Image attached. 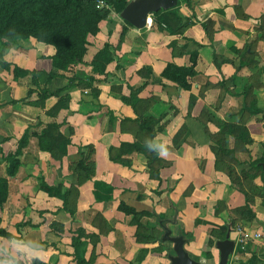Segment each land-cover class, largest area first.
<instances>
[{
  "label": "rangeland",
  "instance_id": "374dc122",
  "mask_svg": "<svg viewBox=\"0 0 264 264\" xmlns=\"http://www.w3.org/2000/svg\"><path fill=\"white\" fill-rule=\"evenodd\" d=\"M99 1L91 2L74 28L65 33L60 52L50 41L41 42L30 36L25 29L16 33L8 29L0 38V231L13 236L6 238L0 234V264H79V258L89 264H172L170 259L175 257L174 245L164 241L166 230L172 232V237H183L188 243H194L195 238L186 234L187 224L180 222L177 213L173 217L175 207L171 202L168 207L163 206L165 213L158 212L163 205L162 170L169 162L158 155L149 159L145 153H150L145 146L150 139L160 141L166 137L169 123L171 129L168 136L174 145H186L185 151L191 158L215 157L214 185L220 188L229 184L236 192V197L231 198L229 203L222 200L220 189L219 196L215 198L218 201L211 202L209 197L202 201L208 213L212 205L218 215L223 211L234 215V219L231 218L224 228L235 227L236 222L240 221L237 216L240 210L249 200L255 201L257 187L251 192L250 188L254 185H248L244 175L251 169L246 158L248 156L252 159L251 147L255 142L247 129L246 118L242 117V102L237 101L235 113H226L227 110L223 112L228 93L225 84L198 71L202 46L190 39H185L181 48L177 42L170 45L176 55H186L189 64H169L167 68L170 71L164 73L166 68L161 76L183 92L190 93L196 87L198 95H190L187 110L172 105L168 107V102L161 101L159 97L148 100L139 97L151 83L156 86L161 81L153 78L152 70L146 67L138 72L142 80L137 86L126 84V95H122L123 87L117 84L109 88L116 96L122 95L121 101L133 110V118L115 116L110 108H102L98 104L100 109H106L109 125L118 123L121 132L125 131L134 138L132 143L111 146V161L119 164L124 161L123 156L132 153L139 154L147 161L148 177L154 183L151 195L153 211L137 210L121 202L120 197H117L119 191L115 194L111 185L94 181L97 163L93 144L76 148V154L70 156L76 128L68 123L64 113H68L72 105L81 106V102L85 101L81 92L84 94L88 91L96 101L102 92L103 84L99 83L108 80L114 66L117 70L121 68L126 49L129 50L133 44L134 50H137V37L132 34L134 28L121 18L122 10L109 6L99 9ZM131 1L128 0V4ZM224 1L179 0V6L162 17L152 15L149 26L142 33L147 34L145 32L148 30L154 34L169 35L168 31L175 30L179 24L173 12H182L190 16L191 21L195 19L196 23L201 24L211 46L216 40L229 49L228 54L215 52L214 63L215 60L220 63L227 60L237 67L241 76L242 47L247 34L250 35L247 30L254 27L247 28V15L242 0ZM226 12L229 14L227 20L220 14ZM261 21L260 29L264 31V18ZM255 25L257 31L259 25ZM220 33L222 37H215ZM55 34L56 31L52 30L50 37ZM69 45L75 46L76 54L81 59L78 65L70 63L67 50ZM101 53H107L109 62L104 63V74H95L93 63ZM176 68L188 69V72L181 73ZM92 82L93 89L85 88L84 83ZM181 82L186 83L183 85ZM67 87L71 88L64 90ZM62 90L64 92H60ZM213 90L219 91V97L215 105H210ZM240 91L241 86L235 85L233 93ZM56 93L58 95L54 96ZM165 93L171 95L174 91L169 88ZM46 94L53 97L43 100ZM238 97L240 99L241 95ZM197 104L199 108L196 116L192 117ZM155 107L156 110L163 109L161 115L151 113ZM218 111L224 115L219 116ZM179 114H182V121L177 126L174 122ZM192 118L196 122V129L192 123L191 126L188 124ZM51 124L58 128H48ZM112 130L109 127V131ZM248 136L249 145L246 143ZM80 162H84L85 166H81ZM87 165L90 171L85 169ZM120 165L131 168L129 163ZM12 166H16V169L11 175L9 171ZM199 168L204 171L206 164L200 161ZM89 182L95 187V200L90 205L83 199L81 191ZM209 185L206 186L212 190L214 185ZM247 188L251 194L249 200ZM192 192L193 186L190 185L184 192V202ZM85 193L90 194L89 191ZM242 194L245 197L244 204L241 202ZM259 194H262L261 191ZM65 202L70 213L59 212ZM122 204L135 213L120 209ZM194 205L199 209L197 203ZM194 217L195 212L192 211L189 222L199 224L192 221ZM207 220H210L209 217ZM162 221L166 223L164 226ZM216 232L209 230L213 238L207 242V250L218 251L217 242L221 239ZM21 241L38 244L44 249L41 259L28 260L25 255L14 250L13 244ZM208 253L204 257L209 256ZM217 257L219 264V251Z\"/></svg>",
  "mask_w": 264,
  "mask_h": 264
},
{
  "label": "crops",
  "instance_id": "0c3cea01",
  "mask_svg": "<svg viewBox=\"0 0 264 264\" xmlns=\"http://www.w3.org/2000/svg\"><path fill=\"white\" fill-rule=\"evenodd\" d=\"M221 1L223 2L224 0ZM242 2L244 4L243 9L246 11L245 14L247 15V28L249 29L251 26L254 28L252 30H247L250 35L247 34L244 40L245 44H243L242 47L243 61L241 76H239L237 67L231 63L222 65L220 69L216 66L213 60L214 53L216 52L220 55L228 54L230 52L229 49H227L226 46H222L216 40L215 44L211 46L201 24L196 23L195 19L191 21L190 16L184 15L181 12L179 14L185 19L186 23H184L185 30L183 35L171 36L166 34H154L150 33L148 30L145 32L147 34H143L142 32L144 30L139 31L134 28L132 34L137 37V50H134L135 47L133 44L130 45L129 50L126 49L125 57L120 64L121 68L117 70L114 66V71L109 75L108 80L99 83L103 84V86H101L102 92L98 95V99L95 101L91 98L88 91H85L84 94L81 92V97L85 99L84 102H81V106L78 104L75 106L72 105L70 111L64 113V117H67L68 123L76 128V135L73 137L74 148L70 149V156L76 154V148L93 144L96 151L95 156L97 163V173L94 181H102L111 185L115 189V194L119 191V196L117 195V197H120L121 202L137 210L153 211L151 195H153L152 187L154 183L149 180L148 177L149 173L146 168L147 161L139 154L132 153L130 155H125L122 157L124 161L119 164L111 161L109 148L111 146H118L121 143H132L134 138L125 131L121 132L118 123L115 122L113 125H109V122L106 120V109H100L98 104H100L102 108H110L115 116H134L133 110L122 103L121 96L128 93L126 91V84L137 86L141 82L142 78L138 72L146 67V69L152 70L153 78L161 81L159 84L157 83L158 85L156 86L151 83L147 89L139 94V97L144 100L159 97L158 99L161 101L168 102V107L172 105L178 109L182 107V110H187L190 95H198L196 87H194L190 93L183 92L177 90L173 83L161 77L169 64L173 63L180 66L189 64L186 55L178 56L175 50L173 51L170 45L174 42H177L178 47L181 48L185 43V39H190L202 46L199 51L200 58L197 69L200 73L206 74L207 77L216 79L220 83L225 84L228 93L225 96L226 102L224 103L223 112L227 110L226 113H235L237 111V101L241 100L242 102V117L243 119L246 118L247 129L255 142L251 147L253 148L252 159L248 156L246 158L248 160L247 165H250L252 161L256 162L264 159V31L260 29V23L262 22L261 17L264 15V0H242ZM224 3V5H226L225 1ZM220 14L227 20L229 15L227 12L226 14ZM255 24L259 25L257 31L255 30ZM215 37H222V33L216 34ZM112 84L123 87V94L121 96H116V94L111 93V89L109 90V88ZM235 85L241 86V91L239 93L236 92V94L241 95L240 99L238 95L236 96V94L233 93ZM169 88H172L174 93L166 95L165 91ZM75 91L76 90L73 92ZM211 95L213 96L209 101L210 105L217 102L219 91L213 90L211 91ZM54 100H50L49 102ZM49 102L47 104L51 105ZM161 104L164 106V103ZM246 105L248 109L245 110L244 106ZM156 107L151 110V113L161 115L163 109L156 110ZM198 108L199 104L193 109L191 114L192 117L196 116ZM217 113L219 116L224 115L219 111ZM181 117L182 114H179L174 125H179L182 121ZM191 123L194 129H196V122L193 118L189 119V126H191ZM109 127L113 128L112 132L109 131ZM170 129L171 125L169 123L166 137L160 140L167 146L168 154L166 157H163V159L168 161L169 165L162 170L164 180L161 187L163 205L162 209L158 212L165 213L166 209H164L163 206L167 205L168 207L170 202L173 204L175 207L174 212L172 211L173 217H175L177 213L180 222L185 225L187 224L185 228L186 234L193 235L195 238L194 243H188L186 240L185 245V250L191 258H195V261L197 260L203 264L218 263L217 256L219 250H207V242L211 241L210 239L213 238L209 230H216L220 233L227 232V236L230 234V239L236 244L235 252L231 256L229 264H264L263 179L260 177L256 179L247 177L248 185H254V187L250 188L252 189L251 192L255 186L258 192L255 201L251 202V200H249L251 195L250 189L247 188L248 200L255 214L254 220L239 221L236 222L237 225L235 227L224 228L231 218L232 220L234 219V215L229 211H223L218 215L216 210L214 211L212 209V205L210 206L209 214L208 211L203 208L204 203H202V201H206L207 197L211 199V202L218 201L217 199L215 200V198L219 196L220 189V192L222 191V193H220V196L223 197L222 200H226L227 203H229L231 198L236 197V192L229 184L220 188L217 184L214 185L213 178L216 174L214 173L213 165L216 161L215 157L210 156L201 159L189 157L188 153L185 151L186 145H179V147L174 145L173 141L168 136ZM87 149L88 147L86 150ZM200 161L206 164L204 171L199 168ZM127 163L130 164L131 168L120 165ZM87 184L85 188L82 187L81 191L83 199L90 205L95 200V187L92 182ZM208 184H213L214 188L211 190V187L206 186ZM190 185L193 186L192 195L184 202V192ZM85 191H89L90 194L87 195ZM260 191L262 194H259ZM240 197L242 204H244V195L242 194ZM143 201L145 203L150 202V204H144ZM195 203L200 206L199 209H196ZM192 211L195 212V217L192 221L199 222V224L189 222L191 221L190 214ZM167 212L169 213L170 209H168ZM206 217H209L210 220H207ZM207 252L210 253H208L209 256L204 257Z\"/></svg>",
  "mask_w": 264,
  "mask_h": 264
},
{
  "label": "trees",
  "instance_id": "16d2710c",
  "mask_svg": "<svg viewBox=\"0 0 264 264\" xmlns=\"http://www.w3.org/2000/svg\"><path fill=\"white\" fill-rule=\"evenodd\" d=\"M95 0H0V38H2L5 32L10 29L14 33L17 31H22L20 29H25L26 32L29 33L30 36L34 37L35 39L44 42L50 41L53 46H55L60 52L62 47V42L65 38V33L70 32L76 23L79 20L80 15L82 12L88 7V5ZM100 2H104L109 7H118L122 10L128 5V0H100L97 2L99 5ZM176 9V8H175ZM174 10V9H173ZM172 11V10H171ZM169 12V11H168ZM166 12H159L156 15L157 17H162ZM175 16L179 19V24L175 28V30L168 31L169 35L171 36H179L182 35L183 30L185 28V19L178 13L173 12ZM264 18V15L261 19ZM186 24V23H185ZM131 26V25H130ZM52 30L56 31L55 36L50 37V32ZM70 54V63L74 65H78L81 63V59L76 54L75 46L69 45L67 48ZM57 52V53H58ZM227 61V60H226ZM224 61L222 63L215 60L216 66L220 69L223 64L230 63L229 61ZM109 59L107 58L104 53H101L96 57L95 62L93 63L95 74H104L105 73V66L104 63H108ZM172 68V66H171ZM179 72H188V69L183 68H176ZM170 71L169 68L166 69L164 73ZM179 73V74H181ZM176 79V78H175ZM176 81H180V79H176ZM93 83H84L85 88L93 89ZM185 85L186 82H181ZM71 87H67L64 90L70 89ZM64 90L60 92H64ZM58 95L56 93L54 96ZM53 96L46 94L43 97V100H48ZM247 104V102H246ZM247 109V105L245 106ZM48 128H58L57 125H50ZM25 140H22L24 142ZM246 143L250 144L249 136L247 138ZM149 159L151 157L156 158L157 154L155 152H145ZM16 161V159H15ZM151 162V160H150ZM81 166H85L84 162H80ZM79 165V166H80ZM264 159L252 162L250 164L251 169L246 172L245 178L251 177L252 179H256L258 177L263 178L264 180V171H263ZM16 166H12L9 171V174H13ZM86 170L90 171V167L85 168ZM87 171V172H88ZM92 179V178H91ZM67 203L65 202L64 207L59 210L69 212L66 208ZM123 208L126 212L134 214V210L128 208L124 204L121 205L120 209ZM239 216L240 221H252L255 218V214L251 209L250 202L240 210ZM70 213V212H69ZM239 213V212H238ZM164 226L166 223L164 221L161 222ZM217 235L221 240H224L227 236L226 233L216 232ZM1 236L6 238H13L12 235L6 233L5 231H0ZM217 236V238H218ZM78 244H80L78 242ZM79 264H89L85 259L79 258Z\"/></svg>",
  "mask_w": 264,
  "mask_h": 264
},
{
  "label": "water",
  "instance_id": "95a60500",
  "mask_svg": "<svg viewBox=\"0 0 264 264\" xmlns=\"http://www.w3.org/2000/svg\"><path fill=\"white\" fill-rule=\"evenodd\" d=\"M179 6V0H133L121 13V18L136 30H145L150 22V17L161 11L168 12ZM165 242L174 245L175 257H172V264H203L195 261L185 250L186 240L183 237H172V232L166 230ZM236 244L230 239V234L224 241L217 243L220 252L219 264H229L231 256L235 252Z\"/></svg>",
  "mask_w": 264,
  "mask_h": 264
},
{
  "label": "clouds",
  "instance_id": "9594fccd",
  "mask_svg": "<svg viewBox=\"0 0 264 264\" xmlns=\"http://www.w3.org/2000/svg\"><path fill=\"white\" fill-rule=\"evenodd\" d=\"M146 148L150 152H155L160 157H166L168 154L167 146L158 140L150 139L146 143ZM13 249L25 255L28 260L41 259V255L44 251L38 244L21 241L13 244Z\"/></svg>",
  "mask_w": 264,
  "mask_h": 264
},
{
  "label": "built area",
  "instance_id": "2783aa9c",
  "mask_svg": "<svg viewBox=\"0 0 264 264\" xmlns=\"http://www.w3.org/2000/svg\"><path fill=\"white\" fill-rule=\"evenodd\" d=\"M107 5L104 2H100L98 8H105ZM149 26V25H148Z\"/></svg>",
  "mask_w": 264,
  "mask_h": 264
}]
</instances>
